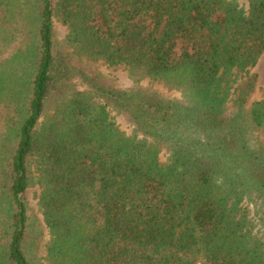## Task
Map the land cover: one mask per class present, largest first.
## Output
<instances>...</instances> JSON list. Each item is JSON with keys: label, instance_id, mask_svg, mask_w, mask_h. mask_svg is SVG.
Segmentation results:
<instances>
[{"label": "trees", "instance_id": "16d2710c", "mask_svg": "<svg viewBox=\"0 0 264 264\" xmlns=\"http://www.w3.org/2000/svg\"><path fill=\"white\" fill-rule=\"evenodd\" d=\"M263 54L264 0H0V264H264Z\"/></svg>", "mask_w": 264, "mask_h": 264}, {"label": "rangeland", "instance_id": "374dc122", "mask_svg": "<svg viewBox=\"0 0 264 264\" xmlns=\"http://www.w3.org/2000/svg\"><path fill=\"white\" fill-rule=\"evenodd\" d=\"M238 3L242 6L247 5V0H238ZM55 32H56V36L59 39H63L67 33L66 28L61 25L60 23H58L57 21H55ZM104 72L115 77L116 79H118L121 83L128 85L130 82L129 76L127 71L125 70L124 67H115V68H109V69H104ZM252 74H256L257 75V93L255 94V98H259L260 97V89H262L264 87V54L261 56L258 64L256 65V67L254 69H252ZM115 121L117 122V124L119 125L120 129L124 132H126L127 134L130 133V128L129 126L123 122L121 119L115 117ZM162 160H164V157H162ZM38 193L39 190L37 189V187L35 188H30L26 191L24 198L25 201L27 202V204L29 205V207L31 208V210L38 214L39 213V209H38Z\"/></svg>", "mask_w": 264, "mask_h": 264}]
</instances>
